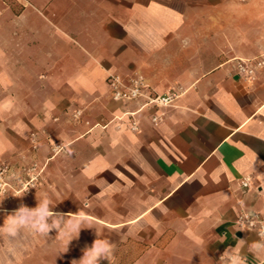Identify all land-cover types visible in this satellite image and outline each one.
<instances>
[{"label":"crops","instance_id":"0c3cea01","mask_svg":"<svg viewBox=\"0 0 264 264\" xmlns=\"http://www.w3.org/2000/svg\"><path fill=\"white\" fill-rule=\"evenodd\" d=\"M11 1L0 163L44 171L33 193L0 197V264H78L96 239L113 245L101 264H264V238L237 224L264 220V0ZM111 75L176 100L117 102ZM43 199L78 236L10 244L6 217Z\"/></svg>","mask_w":264,"mask_h":264},{"label":"built area","instance_id":"2783aa9c","mask_svg":"<svg viewBox=\"0 0 264 264\" xmlns=\"http://www.w3.org/2000/svg\"><path fill=\"white\" fill-rule=\"evenodd\" d=\"M264 62L258 64L262 66ZM239 74L245 78H254V69L246 63L238 66ZM108 84L113 96L117 102H134L146 100L147 105L155 106L159 109H166L173 105L176 95L169 93L165 95H153L148 90V85L142 76H136L130 79L129 83L118 75H111L108 78ZM158 118H154L157 122ZM137 123L133 124V130H137ZM56 149H61L57 147ZM44 169L39 162L32 161L27 165L15 167L10 163H0V197L12 201L20 195H29L33 193L43 181ZM243 188L249 187V179L242 182ZM237 224L247 230H255L259 237L264 238V220L255 219L249 213L242 211L237 218ZM223 259L222 257L220 258ZM229 264H232L230 261Z\"/></svg>","mask_w":264,"mask_h":264},{"label":"clouds","instance_id":"9594fccd","mask_svg":"<svg viewBox=\"0 0 264 264\" xmlns=\"http://www.w3.org/2000/svg\"><path fill=\"white\" fill-rule=\"evenodd\" d=\"M49 200L43 199L38 201L35 208H29L21 205L12 215H8L10 223L7 225L5 233L8 242L11 244L22 230L48 237L51 230H58V236H67L69 242L79 234L80 220L65 218L64 214L52 210ZM75 233V237H73ZM113 245L108 240L96 239L90 247L84 249L82 259L78 264H101V261L111 256Z\"/></svg>","mask_w":264,"mask_h":264},{"label":"rangeland","instance_id":"374dc122","mask_svg":"<svg viewBox=\"0 0 264 264\" xmlns=\"http://www.w3.org/2000/svg\"><path fill=\"white\" fill-rule=\"evenodd\" d=\"M5 2H7V4H9V5H12V4H13L11 0H5ZM74 234H75V233H73V235H74ZM36 246L38 247L39 244H36ZM38 248H39V247H38ZM52 261L57 262L58 259L52 258ZM31 264H44V260H43L42 258H38V257H37L35 260H33V262H32Z\"/></svg>","mask_w":264,"mask_h":264}]
</instances>
